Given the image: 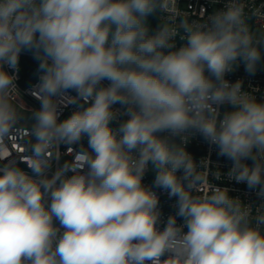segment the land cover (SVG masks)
Segmentation results:
<instances>
[{"label":"clouds","instance_id":"obj_1","mask_svg":"<svg viewBox=\"0 0 264 264\" xmlns=\"http://www.w3.org/2000/svg\"><path fill=\"white\" fill-rule=\"evenodd\" d=\"M245 9L227 0L189 22L177 0H0V264H264V203L202 187L208 161L186 151L200 133L230 180L264 196V102L225 79L264 55ZM25 51L43 73L30 129L15 84ZM60 97L87 107L59 120ZM149 170L176 197L163 227Z\"/></svg>","mask_w":264,"mask_h":264},{"label":"built area","instance_id":"obj_2","mask_svg":"<svg viewBox=\"0 0 264 264\" xmlns=\"http://www.w3.org/2000/svg\"><path fill=\"white\" fill-rule=\"evenodd\" d=\"M227 0H177V6L180 12L185 13L189 22L193 21H203L207 18L208 15H211L215 10L221 9ZM246 4V13L248 15V24L252 31H264V0H244ZM160 24V17L157 15L156 19L151 23V29H156ZM184 43L183 40L177 37L176 46L180 47ZM22 54L32 56L33 53L22 52ZM34 56V55H33ZM6 70L10 71V69ZM43 75L42 71L37 73L36 79L30 83H26L23 80L21 66L19 65V71L16 73L15 84L18 91L21 94V97L18 98V101L21 107L25 108L32 112V110H38L40 107V101L32 95L34 91L37 90V85L40 82V77ZM225 79L229 81L230 84H234L237 81H241L242 89L248 92H251L258 101L264 102V55H262L261 60L257 63L256 70L254 73H249L246 71L245 63L241 60L239 63L234 66V70L226 73ZM74 91H69L66 93V96L71 97L75 96ZM60 103L58 105V110L60 111L59 120H64L68 118L74 111L87 107L83 101L77 103H71L68 99L63 97L58 98ZM114 107L120 108V105H115ZM230 105H221L219 106V111L221 116L224 112L230 111ZM120 117L116 123L113 124V127H118ZM25 129H30L31 125H23ZM20 125L15 129V134H19L20 137H23L25 134L24 130H21ZM176 142L179 143V138H176ZM83 144L84 147H87V137L83 138L77 144L73 145H61L60 151L62 153L61 158L58 161H54L52 164V171L65 160H70L73 158L75 152L80 150V145ZM19 145H10V148L13 152ZM72 148L73 153L68 154V149ZM186 151L192 156L194 162L198 165L201 164V161L207 159V170L204 184L202 187L207 188L210 186H220L226 187L229 189V195L233 197L240 198L244 203L250 204L253 207L264 203V196H258L257 193L259 188L249 189L246 183H237L235 180H230L227 177V172L232 166V161H230L226 156L219 154V149L216 145L211 144L206 140L200 133L194 132L190 136V140L186 145ZM6 162V161H4ZM0 162V163H4ZM251 164V161H248ZM25 171L31 174V169L28 168L27 164L22 163L20 165ZM219 171L222 175H217ZM179 174V173H178ZM155 173L151 170L147 171L143 183L147 186L153 188L159 197V209L161 212V227L166 223L167 218L176 212L175 203L176 197L170 196L168 191L162 188L154 187ZM182 220L178 218V223H181Z\"/></svg>","mask_w":264,"mask_h":264},{"label":"trees","instance_id":"obj_3","mask_svg":"<svg viewBox=\"0 0 264 264\" xmlns=\"http://www.w3.org/2000/svg\"><path fill=\"white\" fill-rule=\"evenodd\" d=\"M157 14L150 15L147 18L148 20L153 18L156 19ZM149 27H151V24H149ZM28 53H32L27 51ZM19 65L21 66L22 76L23 80L28 84L36 79L37 73L41 71L39 69V61H37L34 56L21 54L19 59Z\"/></svg>","mask_w":264,"mask_h":264},{"label":"rangeland","instance_id":"obj_4","mask_svg":"<svg viewBox=\"0 0 264 264\" xmlns=\"http://www.w3.org/2000/svg\"><path fill=\"white\" fill-rule=\"evenodd\" d=\"M153 21H154V19L150 18L148 20V24H151ZM25 52H27V51H25ZM33 122L34 121L32 120L31 112L30 111H26L24 119L21 120L20 125H25V124L32 125Z\"/></svg>","mask_w":264,"mask_h":264}]
</instances>
